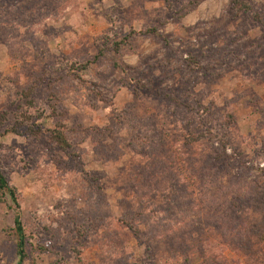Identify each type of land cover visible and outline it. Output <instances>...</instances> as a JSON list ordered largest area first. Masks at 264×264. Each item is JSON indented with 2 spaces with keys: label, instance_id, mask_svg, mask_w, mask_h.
Here are the masks:
<instances>
[{
  "label": "rangeland",
  "instance_id": "obj_1",
  "mask_svg": "<svg viewBox=\"0 0 264 264\" xmlns=\"http://www.w3.org/2000/svg\"><path fill=\"white\" fill-rule=\"evenodd\" d=\"M232 1L0 0L25 264H264V0ZM20 114L37 135L4 134ZM10 204L0 264L17 261Z\"/></svg>",
  "mask_w": 264,
  "mask_h": 264
},
{
  "label": "trees",
  "instance_id": "obj_2",
  "mask_svg": "<svg viewBox=\"0 0 264 264\" xmlns=\"http://www.w3.org/2000/svg\"><path fill=\"white\" fill-rule=\"evenodd\" d=\"M232 7L235 11V13H238L240 11H246L249 10L248 5L245 2L239 1V0H234L232 1ZM133 32V31H132ZM155 33V29L154 28H145L143 31H141V34H153ZM127 41L126 38L119 40V41H115L114 42V51L118 52V50L120 49V47L125 44ZM103 54L102 50H99V52L96 54L95 59H97L99 56H101ZM87 62L83 63V62H74L72 63V67H70V75H72L74 78L80 80L81 82H85L84 79H82L81 75H79L78 71L79 69L83 70V68H85ZM32 87L28 88L25 91H21L20 94L24 97L27 98L31 92H32ZM33 119V117L29 116V115H18L15 117V125L7 128L4 132V134L7 133H15V134H21L22 132H28L32 135H37L40 132L39 127L37 126V121H31ZM7 120V115L5 113H2L0 115V126L4 124V122ZM24 127V131L21 130V128ZM54 139V141L61 147V148H68L70 145L68 144L66 138L64 137V135L57 131L53 133L52 136ZM197 138H199V136H195L192 137V141L197 140ZM0 194L3 197H6L10 200V207L14 209V216H13V228L12 231L14 233L15 236V253H16V257H17V261L15 264H25L26 260H27V251H26V245H27V239H26V235H25V231L23 228V224L21 221V215L19 212V203L17 200V192L15 190V188L13 186H11L5 175L0 171Z\"/></svg>",
  "mask_w": 264,
  "mask_h": 264
}]
</instances>
